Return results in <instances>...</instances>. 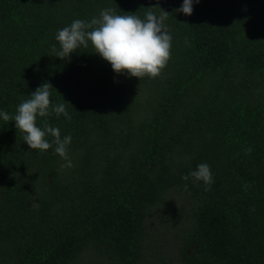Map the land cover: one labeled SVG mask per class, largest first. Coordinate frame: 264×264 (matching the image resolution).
<instances>
[{"label": "trees", "instance_id": "obj_1", "mask_svg": "<svg viewBox=\"0 0 264 264\" xmlns=\"http://www.w3.org/2000/svg\"><path fill=\"white\" fill-rule=\"evenodd\" d=\"M156 3L172 36L158 77L115 73L90 43L55 56L74 20L143 19ZM182 3L0 0V112L50 83L71 119L50 108L37 126L71 136L73 165L0 117V264H176L147 250V217L172 191L179 264H264V0H199L191 15ZM200 163L208 191L182 179Z\"/></svg>", "mask_w": 264, "mask_h": 264}, {"label": "clouds", "instance_id": "obj_2", "mask_svg": "<svg viewBox=\"0 0 264 264\" xmlns=\"http://www.w3.org/2000/svg\"><path fill=\"white\" fill-rule=\"evenodd\" d=\"M194 2L199 3V0H183L181 7L176 10L191 15ZM154 5L159 6L158 3ZM160 9L159 15L151 10L147 11L143 19L136 15L115 14L111 8L101 10L97 17L89 21L76 19L69 26L59 30L55 36L60 45L58 52L55 46L53 47L55 56L66 59L70 53L81 47L87 48L90 43L94 52L107 61L115 73H127L139 80L146 76L156 78L171 57L172 41L165 24L168 12L161 7ZM50 86V83L45 82L37 87L30 94L31 98L17 106L14 116L0 112V117L6 123L15 121V128L23 133L22 140L30 149L45 152L54 144L55 153L65 161L61 167L70 168L73 166L68 155L71 136L61 138L60 129L50 126L46 121L43 128L37 126V117H48L50 108L57 116L62 114L66 119H71L64 104L52 105ZM46 136L53 138L51 143L45 139ZM190 177L194 182L202 181L206 191L215 183L207 163L198 164L196 170L182 176V179L187 181ZM185 188L187 189V185Z\"/></svg>", "mask_w": 264, "mask_h": 264}, {"label": "rangeland", "instance_id": "obj_3", "mask_svg": "<svg viewBox=\"0 0 264 264\" xmlns=\"http://www.w3.org/2000/svg\"><path fill=\"white\" fill-rule=\"evenodd\" d=\"M181 192L172 191L165 197V205L156 211H151L147 217V250L149 253L170 258L179 264L177 245L180 241L178 235H182V227L173 223L169 213L172 205L179 203ZM147 250H145L147 252Z\"/></svg>", "mask_w": 264, "mask_h": 264}]
</instances>
